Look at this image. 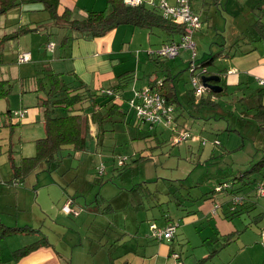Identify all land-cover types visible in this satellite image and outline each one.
Returning <instances> with one entry per match:
<instances>
[{
	"label": "crops",
	"instance_id": "obj_1",
	"mask_svg": "<svg viewBox=\"0 0 264 264\" xmlns=\"http://www.w3.org/2000/svg\"><path fill=\"white\" fill-rule=\"evenodd\" d=\"M168 2L175 6L178 0H168ZM241 2L242 4H240L237 11L240 12V9L245 7L251 10L246 15L243 13L242 16L247 19V26L252 21L251 28L256 32L257 36L253 37V39H248L253 42V47L242 48L241 46L242 52L237 50L232 55L229 53L231 56L224 57L226 60L232 58L229 63L235 65L212 72L218 74L221 78L217 82L212 81V83L227 84L228 95L237 90L246 89V85H248L250 80L259 84V86L257 85L259 90L264 89V85L261 83L264 80V41L260 40L263 34L261 28H264V25L259 24L260 20L264 24V0H241ZM248 4H251V6L249 7ZM235 6L233 5V7ZM45 8L46 1L23 0L19 7L0 16V80L8 81V85L11 87L8 95L0 98V222L11 227L30 226L40 228L29 225L32 220H35L34 216L36 215L51 217L54 214L58 216L57 214L61 213L60 215L64 214L67 217L73 215V217L81 218L84 213L91 211L93 214L91 220L96 221L98 219H107V215L115 214V206L112 205L113 202L111 200L104 196L105 194L103 196L106 200L102 201V203L96 205V203L90 201L95 198L91 196L90 202L85 199V204L87 202L89 204L83 207L77 204L74 194L66 190L62 185L64 180L74 183H78L80 180L91 181L93 179L90 174L94 172L104 175L105 164L101 162L102 160L100 161L101 163H98L94 158L91 159V161H95V165L89 162L92 154L99 157L103 152L102 145L99 144V126L98 123L93 121L92 116L94 113L103 115L107 109L111 111L109 106H102V103L106 100V97H102V94L108 96L106 91L113 90V101L118 106H121L123 110L122 106L124 107L125 103L128 104V100L133 96L134 89L149 86L154 81H156V87L159 88L167 77L171 78V81H165V89L168 86L174 87V95L171 93L170 95L179 104L177 109L175 108V114L180 116L175 123L174 129L165 127L172 133L168 138V141L171 142L178 132V121H185V118L189 117L188 114L191 115L188 109L192 99V87L189 85L190 82L186 79L187 75L184 74V71L188 70L187 68L193 62L197 68H201L199 64L195 63L196 58H192V53L187 51L180 53L175 59H160L158 62H155L149 56L150 51L158 49L164 43H168L171 40H180L181 34H171L160 28L134 27L132 25H121L99 37H93L87 33L77 34L66 26H56V21L50 18ZM198 8V11L205 16L206 20L204 22H211L212 19V15L204 14V12L219 8H222L223 11L228 10V6H224L221 0L217 5H202ZM110 9L109 0H59L58 14L62 15L64 11L68 10L72 15L84 18L90 11H109ZM220 14L223 16V13L220 12ZM230 17L235 19L234 15ZM241 23L242 25L244 24L243 22ZM46 25L47 27H45ZM239 25L241 24L239 23ZM25 28L38 30L15 34ZM145 29L150 30L145 32ZM201 29L202 27L198 30ZM240 30H237L235 38L230 41L225 40L223 44L229 47L238 39H243L246 42L245 38L248 35H239ZM196 32L197 30L194 34ZM8 34H15V36L13 38H5ZM65 36L70 38L67 41L65 40L63 45L64 42L62 41ZM50 44H53V48L49 47ZM219 44L221 43L219 42ZM259 44L262 45L263 51L248 54L244 57L245 60H251L252 64L250 61V65L242 66L238 64L242 63L239 60L240 58H236L238 54L243 55L255 49L258 50ZM200 49L198 51L195 49L196 56L207 57L206 53L208 50L205 51L206 49L204 48L201 52ZM210 52L213 53L212 51ZM23 53L29 54L30 60L20 63L18 62V56L20 57ZM190 55V59L192 58L191 62L188 61L187 66L180 67ZM177 64L180 68H177ZM149 67L159 73L156 75H154V72L149 74ZM207 69L202 70L201 68V72L198 73L196 69L192 71L190 68L191 81L195 74L203 72L201 75L202 80V76L207 71H211L212 68L207 67ZM142 70L144 72L140 77ZM48 72L62 74L61 76L73 84L83 83L91 89L92 93L99 94L96 97L98 103L96 108L91 107L92 101H88L83 105L89 121L87 150L82 152L85 153L86 158L81 161L74 158L73 163H64L68 157L66 156L68 153L65 154V151H69V154H74V156L79 153H74L69 148L63 151L64 157L61 165L54 170L52 169L50 172L30 171L26 173V178L22 179V176L14 173V167L19 166L25 157H34L37 151V141L46 136L45 118L39 105L40 98H44L45 95H40L37 92L40 90L39 84H43L38 81V77H42L43 73ZM185 79L186 81L182 83L185 85L182 86L179 81ZM202 84L204 83L202 82ZM8 85L5 86V89L8 88ZM183 87L186 88L188 93L184 95V100L186 101L181 102L182 100L178 93L179 91L185 92ZM206 90L208 89L206 88ZM258 93L259 91L257 96L261 97ZM214 100L217 101V99ZM262 100L264 101V94H262ZM20 110H26L25 114L23 117L17 118L15 112ZM55 113L56 110H54L52 115L55 116ZM64 114L65 112L63 111L61 115ZM115 115L123 118L122 113L116 111L111 113V116ZM246 116V113L243 112V117ZM103 123L104 121H102L101 125ZM105 140L103 144L106 143ZM219 144L221 143L219 142ZM258 150L262 153L261 159L264 155V146ZM126 158L128 159V157L122 159ZM137 158L132 157L133 161H136ZM122 159H118L119 166L126 163L124 160L120 163ZM70 167L74 168L70 170ZM100 167H104L102 173L99 170ZM68 170H80L81 173L75 176H68L67 174L70 172ZM225 182L221 189L218 190L216 188V191L222 194H220L219 198L220 205L217 204L218 207L214 208V211L220 210L222 212V217L218 211L214 213L217 225L212 226L213 232L211 235H207L208 237H205L203 229L199 226H195V233H190L186 226L180 228V222L174 220L170 215H165L163 218L164 224L160 226L154 222L151 224H156L160 228L172 223L178 224L173 239L156 240L152 238L150 224L148 237L143 238L140 241L141 244L137 243V246L127 243L137 239L136 233L127 229L125 233H121V237L118 240H110L107 244H101L102 249L95 247L89 239L83 237V229L80 231L72 229L78 236H75L74 239L78 243H80L79 240L81 241V247L78 248L79 257L89 251L96 264H174L175 261L171 257L172 253H178L182 264H264V242L262 238V230H264L262 221L264 219V193L261 192L256 203L251 202L255 206L251 214L257 215L262 212L258 222L262 221L263 226L259 228L263 229L259 230L257 228V232H254L252 236H245L243 233L247 229L240 234L236 233L237 230L241 231L243 229L238 228L237 223H242L245 226L242 219L239 220V217H236L232 221L227 218V213L238 204L235 199H240L231 190L235 191L241 183L233 185L232 181L228 179ZM67 203L71 205V213L64 211ZM90 203L94 206L88 207ZM100 209L102 211L106 210L108 213L103 214ZM146 209L148 208L146 207ZM208 211L211 213L210 208L205 211L206 218L209 216ZM100 214L105 216L101 217ZM193 214L188 212V216ZM50 222L51 227H54L51 234H55L53 236L50 234V237H48V234L43 233L41 228L40 235L19 233L6 237H4L5 235H0V264H73L72 254L74 249L71 251V258L61 255L55 244L56 242L53 240L59 238L57 234L62 229L59 227L57 219ZM114 228L118 229L119 227L115 225ZM81 231L83 232L82 236ZM46 237V244L48 245L38 247L23 257H17L18 250ZM240 239L242 244H238L231 249L227 253L230 254L229 256L227 254L222 255V252L230 247L232 242ZM176 241H178V244H176ZM220 246L221 248L218 249ZM81 249L84 251H80ZM231 252L234 253L232 254ZM130 254L135 257V261L131 259Z\"/></svg>",
	"mask_w": 264,
	"mask_h": 264
},
{
	"label": "rangeland",
	"instance_id": "obj_2",
	"mask_svg": "<svg viewBox=\"0 0 264 264\" xmlns=\"http://www.w3.org/2000/svg\"><path fill=\"white\" fill-rule=\"evenodd\" d=\"M221 3L226 7L228 6L227 11L219 8L204 12V14L212 15L211 22H204L206 20L205 16L200 12L198 13L202 29H197L193 36L196 51L202 47L200 49L201 52L205 48V51L208 50L206 54L211 53L210 51L214 54L217 53L221 48L219 42L225 43V40L230 41L235 38L238 29H241L239 35H248L245 38L246 40L257 36L256 32L251 28L252 21L247 26V19L242 16L243 13L246 15L251 10L245 7L241 8L240 12L237 11L240 4H242L241 0L238 2L237 0H221ZM233 5L236 6L233 7ZM248 5L249 7L251 6V4ZM198 7L200 6L198 5ZM220 12L223 13V16ZM231 15H234L235 19H232ZM241 22L244 24L242 25ZM149 30L145 29V32ZM249 40L246 42L244 40L241 41L242 48L253 47V42ZM242 48L237 46L240 52H242ZM259 51H263L261 44L258 45V50L255 49L243 55L238 54L236 58H240L239 60L242 61V63L238 64L242 66L250 65L249 61L252 64L251 60H245L244 57L248 54L259 53ZM183 52H186V50L181 53ZM190 57L191 55L184 60L180 67L187 66L188 61L191 62L192 60ZM195 57L198 61L201 59V55ZM163 59L168 60L166 58ZM229 60H232V58L226 60V58L220 56L216 59L214 65L210 67L212 68L211 71L227 69L235 65L229 63ZM176 66L180 68L178 64ZM150 68L149 74L154 72V75H156L159 73ZM144 70L140 72V77L143 75ZM196 71L198 73L201 72V68H197ZM189 72L190 69L185 70L184 74L187 75L186 79L190 82L189 85L193 89L194 86ZM145 75L147 74L145 73ZM186 79L179 81V83L184 86L185 84L182 83ZM257 85L259 86V84L250 80L248 85H246V89H240L219 98L220 107L218 108H206L200 110L201 112H195L189 107L188 111H190L191 115L188 114L189 117L185 118V121H178L180 125L178 131L187 130L189 136L176 146H172L170 141H168L166 144L164 143L162 146L157 147L159 143L154 136L156 132H151L148 129L149 126L141 125L139 127L136 125L140 121L129 108V104L125 103L124 107H122L126 112L124 118L118 115L109 117L108 113L110 111L107 109L104 113L106 118L102 119L104 114L101 117V120L104 121L102 128L107 129V131L103 132L106 139V143L102 147L103 152L99 157L92 154V158L89 159V162L93 163V165H95V161H91V159L94 158L98 163L102 160L101 162L105 164L104 175L94 172L90 174L93 179L91 181L80 180L78 183H74L64 180L62 185L66 190L74 194L77 204L83 207L86 205L85 199L89 201L91 196L95 197L97 193L105 194L104 196L113 202L112 205L115 206L114 209L116 210L115 214L107 215V219H98L96 221L91 220L93 218L91 211L84 213L81 218L73 217V215L67 217L64 214L60 215L61 213L57 214L58 216L54 214L51 217L36 215L34 216L35 220H32L29 225L40 227L43 233L48 234V237H50L54 229V227H51L50 221L57 219L62 231L57 234L59 238L54 237L53 241L56 242L55 244L63 257L71 258V251L74 249L72 254L73 264H96V262L89 251L79 257L78 248L81 247V241L79 240L80 243H78L74 239L77 235L73 232L72 227L78 231L83 229V237L89 239L99 249H102L101 244H107L110 240H118L121 237V233H125L126 229L137 235L135 241H128L127 243L137 246V243L139 244L143 238L148 237L149 225L152 222L158 226L164 224L163 218L165 215H170L174 220L180 222V228L186 226L190 233H195V226H199L203 229L205 237H208L207 235H211L213 232L212 226L217 225L214 213L218 211L220 216L222 213L220 210L214 211V208L218 207L220 194H222L217 192L215 188L227 179L231 181L241 171L247 170L262 155L258 149L264 146V131L252 117H243V111L247 113L250 111L251 113L255 109L257 110L258 105L263 101L262 97L257 96L259 91ZM183 88L185 90L184 93L179 91L180 88L178 89L181 102L186 101L184 100V95L188 93L186 88ZM37 93L40 95L45 94L42 91ZM62 113L61 109H56L55 116H59ZM92 119L97 121L93 116ZM156 128L161 132L157 138L160 141L168 140L170 132L166 129H161L160 126ZM146 133L148 135L140 138ZM218 141L221 144H217ZM142 149L144 151H141ZM64 153H68L66 156L69 155V151ZM139 155H143L145 159L137 162L133 161L132 157L136 159ZM85 156V153L79 152L75 156L74 154L68 156L64 163L71 164L74 158L81 161L86 158ZM124 157H128V159L126 158L125 168L120 169L118 159ZM80 173V170H72L67 175L75 176ZM144 185L148 186L151 191L150 196H144L145 205L142 203ZM207 197L208 199H206ZM153 204L154 207L150 208ZM93 206L90 203L88 207ZM209 208L211 213L208 211L209 216L206 218L205 211ZM188 212L194 214L188 216ZM104 216L101 215V217ZM212 216L213 218L211 219ZM188 221L192 222L188 223ZM262 221L264 224V219ZM262 221L259 223V227L263 226ZM115 225L119 228H114ZM237 226L240 229L243 228L241 230L245 229L242 223H237ZM254 232H257L256 225L244 231L243 234L252 236ZM53 235L55 234H51V236ZM82 235L83 233H81ZM176 244H178V241H176ZM238 244H242L241 239L232 242L230 247L222 252V255L229 253ZM220 248L221 246L218 249ZM80 251L83 252L84 250L81 249ZM130 255L131 259L135 261V257L132 254ZM227 255L229 256L230 254Z\"/></svg>",
	"mask_w": 264,
	"mask_h": 264
},
{
	"label": "trees",
	"instance_id": "obj_3",
	"mask_svg": "<svg viewBox=\"0 0 264 264\" xmlns=\"http://www.w3.org/2000/svg\"><path fill=\"white\" fill-rule=\"evenodd\" d=\"M46 1V8L45 10L48 11L50 18L55 22L56 26H66L70 29H72L75 33H87L93 37H99L103 36L109 31L121 26V25H132L134 27H145V28H160L163 31H167L171 34H184V26L181 24L175 23L173 20L165 18L161 11L157 7H153L152 5L148 4L147 2L138 5V6H128L124 3V0H109L110 4V10L109 11H90L88 12L87 16L84 18H78L75 15H72V13L68 10L64 11L62 15L58 14V6H59V0H43ZM220 0H189L190 6L192 8V11L197 15L199 13L198 5H208L213 6L219 4ZM23 0H0V16L11 11L12 9L19 7L22 4ZM262 26L264 25L263 22H259ZM258 26V25H257ZM38 29H21L20 31L16 32L18 33H26L29 31H35ZM263 34L260 37L261 41H264V28H261ZM15 34H8L5 36V38H13ZM69 36H65L63 38V45L65 44V40L67 41ZM243 40V39H242ZM242 40H236L234 44H232L229 47H226L223 43L219 44L221 46L220 50L217 53H208L207 57L201 58L199 61L196 59V63L199 64V67L203 69H207V67H211L214 65V62L216 59L220 56L222 57H229L232 54L237 52V46H242L241 41ZM181 41H170L168 43H164L161 45L158 49L154 51H150L149 56L155 60V62H158L160 59L166 58L162 55H159L156 53L160 48L167 44H171L173 42L179 43ZM248 41V40H247ZM196 47V46H195ZM186 49H183L184 51ZM181 51V52H182ZM189 51V50H186ZM252 51V50H251ZM191 52V51H189ZM231 53V55H229ZM23 54L18 56V62H26L21 61L20 58ZM179 56V55H178ZM193 58V57H192ZM191 58V59H192ZM196 58V57H195ZM170 59V58H169ZM190 69V67H188ZM208 70V69H207ZM213 71H207L205 73L206 76H209ZM221 72V71H219ZM62 74L57 73H43L42 77H38V81L43 83L40 85L39 92H44L45 96L44 98H40L39 105L42 109L43 116L45 118V126H46V136L43 139H40L37 141V151L34 157H25L22 162L19 164V166L14 167V173L19 174L22 176V179L26 178V173L30 171H47L50 172L52 169L54 170L56 167L61 165L62 159H63V151L68 150L69 148L73 150L74 153L77 152H85L87 150V138L89 137V122L86 117L85 108L83 105H85L88 101H92L91 107L96 108L97 107V101L96 97L99 96L97 93H92L91 89H89L85 84L78 83L73 84L65 77L61 76ZM167 75V74H166ZM165 75V76H166ZM169 76V75H167ZM171 76V75H170ZM171 81V78L167 77L165 81ZM165 81L164 83L157 88L156 87V81L153 82V84H150L147 86L151 90L157 89L161 95L166 100V105L173 108V112H171V115L174 116V122L176 123L179 116H176L175 110L177 109L178 102L177 100L173 99L170 95H174V87L168 86L165 89ZM9 82L5 80H0V98L6 97L8 93L11 91V87L8 85ZM8 85V88L5 89V86ZM222 85L223 89L221 92H213L211 90H205L203 94L200 97L195 96L194 88L191 89L192 92V99L190 102V108L194 110L195 112L200 111L201 109H214L220 107L219 98L228 95L227 93V84H219ZM264 85V83H262ZM142 89V88H141ZM141 89H134L133 90V96L135 94V91L141 90ZM112 93L110 96L102 94V97H106V100H104V103H102V106H109L111 111L109 114V117L111 116V113H122L123 118L126 116V112L121 109V106H118L116 103H114V98L112 95H114L113 90H111ZM227 93V94H226ZM262 97V94H264V89L259 90V93ZM133 96L128 100L129 108L134 113L135 117L140 121L138 126L146 125L149 126L148 129L151 132H156L154 135L158 141L157 147L162 146L164 143L166 144L168 140L166 141H160L157 136L159 133L157 126H160L161 129H166L170 132L169 129L165 128L166 125L163 123H151L149 121L141 120L138 118L136 112L134 109L130 107V100L133 98ZM260 97V98H261ZM214 99H217L214 100ZM197 101V103H196ZM264 102L261 101L260 105H258L257 110L251 112L250 111L244 112L247 116L255 121H257L260 124V128L264 131ZM123 107V106H122ZM176 108V109H175ZM56 109H61L65 112L64 115L59 116H53L52 113ZM245 111H247L245 109ZM252 114V115H251ZM108 116V115H107ZM94 119L97 121H94L98 123L100 133L98 137L100 138L99 144L102 145L104 143V134L103 132L107 131V129H103L100 122L102 115H98L97 113L93 114ZM105 114L103 115L104 119ZM180 125H177L179 127ZM159 128V127H158ZM144 130V129H143ZM170 134H172L170 132ZM169 134V136H170ZM148 135L147 133L143 135L140 138H144V136ZM103 138V139H102ZM139 138V139H140ZM169 138V137H168ZM201 143V142H200ZM170 144L173 146L170 142ZM101 147V148H102ZM141 151H144L142 149ZM73 154H69L68 156H71ZM122 159V158H121ZM142 159H145L143 155H140L136 161H142ZM125 159H122V161ZM125 164L119 166V168H125ZM72 168L70 167V170ZM68 170V171H70ZM104 174V173H103ZM233 185H237L239 183V186L235 191L233 189L231 190L232 193L235 194V196L240 197L239 205L235 206L233 210L227 213V218L235 219L236 217H239L242 219L243 223L245 224V229L251 228L253 225H256L257 228H259V216L262 215V212L257 215H252L251 213L254 210L253 204L251 202L257 201V198L260 196L261 192L264 193V155L263 157L258 160L256 163L251 164L250 167L245 170L241 171L238 175H236L234 178H232ZM226 182L221 183L220 185H224ZM233 188V187H232ZM144 193L142 194L143 202L144 203V196L148 197L150 196L151 191L149 190L148 186L144 185L143 187ZM213 198V197H211ZM208 199V198H206ZM205 199V200H206ZM106 198L101 194L97 193L95 198L93 200V203H96V205L102 203V201H105ZM89 201V202H90ZM89 203L87 202L86 206ZM145 205V203H144ZM64 207V206H63ZM154 204L150 206V208H153ZM100 212L103 214H107L108 212L102 211L100 209ZM71 213V212H69ZM245 214V215H244ZM248 214V215H246ZM73 230H76L74 227H72ZM263 229V228H262ZM261 229V230H262ZM244 230H237L236 233L240 234ZM264 230H262L263 232ZM41 232L40 228H33L30 226H23V227H11L8 225H4L0 222V235H13V234H28V235H40ZM261 232V231H260ZM80 233H83L82 231ZM47 243V237L38 240L33 244H30L17 252V257H23L25 255H28L38 247H41L43 245H48Z\"/></svg>",
	"mask_w": 264,
	"mask_h": 264
},
{
	"label": "built area",
	"instance_id": "obj_4",
	"mask_svg": "<svg viewBox=\"0 0 264 264\" xmlns=\"http://www.w3.org/2000/svg\"><path fill=\"white\" fill-rule=\"evenodd\" d=\"M145 2L152 5L153 7H157L165 18L171 19L175 23L184 26V34L181 35V41L179 43L173 42L171 44H167L160 48L156 53L172 59L177 57L183 49H186L191 51L192 57L194 58L196 56V47L195 43L193 42L192 35L197 29H200L201 25L199 16L192 11L189 0H178L177 5L175 6L171 5L168 0H124V3L128 6H138ZM49 47L53 48V44H50ZM29 58V54L23 53L20 60L25 61ZM190 68L192 71L197 69L194 62L191 63ZM202 73L195 74L192 77L196 98L200 97L206 90V87L204 86V84H202L201 80ZM261 83H264V80H262ZM111 93V90L106 91V94L108 95H110ZM129 103L130 107L134 109L139 119L149 121L151 123L164 122L166 127L173 129L175 128L174 116L173 114L171 115V112H173V108L166 105L165 98L157 89L151 90L150 88L146 87L144 89L137 90L135 91V94ZM25 111L26 110L16 111L15 116L17 118L23 117ZM188 136L189 133L187 130L178 131L171 140V143L177 145L178 143L187 139ZM217 144H219V141L217 142ZM122 162L123 161H120V163ZM99 170L102 173L104 167H100ZM221 188L222 185L217 187L218 190ZM239 201L240 199H235L236 203H239ZM64 211L71 212V205L67 203L64 207ZM177 226L178 224L172 223L164 228H160L156 224H151V237L156 240L173 239L177 231ZM262 238L264 242V231L262 233ZM171 257L175 261L174 264H182L178 253H172Z\"/></svg>",
	"mask_w": 264,
	"mask_h": 264
},
{
	"label": "water",
	"instance_id": "obj_5",
	"mask_svg": "<svg viewBox=\"0 0 264 264\" xmlns=\"http://www.w3.org/2000/svg\"><path fill=\"white\" fill-rule=\"evenodd\" d=\"M221 78L218 74H211L209 76L203 75L202 76V82L204 83V86L213 91V92H221L222 91V86L219 84L212 83V81H219Z\"/></svg>",
	"mask_w": 264,
	"mask_h": 264
},
{
	"label": "clouds",
	"instance_id": "obj_6",
	"mask_svg": "<svg viewBox=\"0 0 264 264\" xmlns=\"http://www.w3.org/2000/svg\"><path fill=\"white\" fill-rule=\"evenodd\" d=\"M215 190H216V188H215Z\"/></svg>",
	"mask_w": 264,
	"mask_h": 264
}]
</instances>
